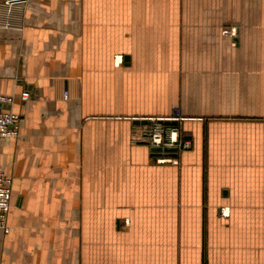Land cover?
<instances>
[{
	"label": "crops",
	"instance_id": "0c3cea01",
	"mask_svg": "<svg viewBox=\"0 0 264 264\" xmlns=\"http://www.w3.org/2000/svg\"><path fill=\"white\" fill-rule=\"evenodd\" d=\"M0 95V264H264V0L0 3ZM174 115L156 163L133 122Z\"/></svg>",
	"mask_w": 264,
	"mask_h": 264
},
{
	"label": "built area",
	"instance_id": "2783aa9c",
	"mask_svg": "<svg viewBox=\"0 0 264 264\" xmlns=\"http://www.w3.org/2000/svg\"><path fill=\"white\" fill-rule=\"evenodd\" d=\"M28 0H0L1 4L7 6H22ZM224 35L233 36L235 34L234 27H226L222 30ZM31 96L30 92L25 90L20 93L19 99L26 101ZM13 96L0 95V106L10 105L13 103ZM1 108V107H0ZM177 121V124H163L158 121L159 118H150L148 124H140L136 126L132 132L131 140L134 143H143L150 148H175L176 155H171L172 152H163L150 150L151 155L156 163H177V154L190 147V142L182 133L178 124L180 118L174 115L172 118ZM20 116L9 109H0V138L16 137ZM11 178L0 166V229L3 232L8 231L7 215L10 209L11 199ZM220 212L223 216L228 214L226 207H221Z\"/></svg>",
	"mask_w": 264,
	"mask_h": 264
},
{
	"label": "rangeland",
	"instance_id": "374dc122",
	"mask_svg": "<svg viewBox=\"0 0 264 264\" xmlns=\"http://www.w3.org/2000/svg\"><path fill=\"white\" fill-rule=\"evenodd\" d=\"M253 218H254V226H255V239L259 241H263L264 240V210H253Z\"/></svg>",
	"mask_w": 264,
	"mask_h": 264
},
{
	"label": "water",
	"instance_id": "95a60500",
	"mask_svg": "<svg viewBox=\"0 0 264 264\" xmlns=\"http://www.w3.org/2000/svg\"><path fill=\"white\" fill-rule=\"evenodd\" d=\"M158 121L162 122L163 124H177V121L174 120V119H159ZM134 124H148L149 121L147 119H136L134 120L133 122ZM150 150H155V151H163V152H174L172 153L171 155H176L175 151L176 149L175 148H161V147H157V148H150Z\"/></svg>",
	"mask_w": 264,
	"mask_h": 264
}]
</instances>
